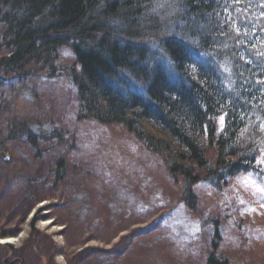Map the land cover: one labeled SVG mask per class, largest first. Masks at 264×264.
Listing matches in <instances>:
<instances>
[{
  "label": "trees",
  "instance_id": "trees-1",
  "mask_svg": "<svg viewBox=\"0 0 264 264\" xmlns=\"http://www.w3.org/2000/svg\"><path fill=\"white\" fill-rule=\"evenodd\" d=\"M159 3L0 0V84L37 64L52 78L68 48L58 76L83 116L158 154L193 204L195 185L256 172L264 157V0H168L163 13Z\"/></svg>",
  "mask_w": 264,
  "mask_h": 264
},
{
  "label": "rangeland",
  "instance_id": "rangeland-1",
  "mask_svg": "<svg viewBox=\"0 0 264 264\" xmlns=\"http://www.w3.org/2000/svg\"><path fill=\"white\" fill-rule=\"evenodd\" d=\"M61 51L60 70L72 63ZM32 67L0 84V240L16 239L0 264H264V157L256 172L195 185L187 203L158 154L83 116L58 67L52 78Z\"/></svg>",
  "mask_w": 264,
  "mask_h": 264
},
{
  "label": "bare ground",
  "instance_id": "bare-ground-1",
  "mask_svg": "<svg viewBox=\"0 0 264 264\" xmlns=\"http://www.w3.org/2000/svg\"><path fill=\"white\" fill-rule=\"evenodd\" d=\"M47 224H49V223H47ZM14 240H16V239H12V238L11 239H9V238H7V239H1L0 240V244H13L14 243Z\"/></svg>",
  "mask_w": 264,
  "mask_h": 264
},
{
  "label": "snow or ice",
  "instance_id": "snow-or-ice-1",
  "mask_svg": "<svg viewBox=\"0 0 264 264\" xmlns=\"http://www.w3.org/2000/svg\"><path fill=\"white\" fill-rule=\"evenodd\" d=\"M223 119H224V118H223V117H221V122H223Z\"/></svg>",
  "mask_w": 264,
  "mask_h": 264
}]
</instances>
